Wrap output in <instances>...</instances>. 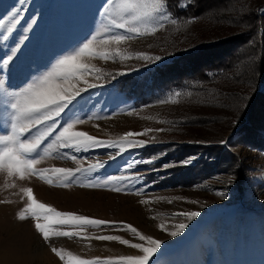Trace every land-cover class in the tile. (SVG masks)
<instances>
[{
    "label": "rangeland",
    "instance_id": "rangeland-1",
    "mask_svg": "<svg viewBox=\"0 0 264 264\" xmlns=\"http://www.w3.org/2000/svg\"><path fill=\"white\" fill-rule=\"evenodd\" d=\"M170 1L165 0L169 18L157 22L164 26L137 36L112 26L118 10L109 6L105 15L106 0H0V58L14 55L7 66L0 63V130L8 127L14 114L13 94L53 72L57 60L86 38L97 36L93 48L110 51L114 57L82 58L93 71L62 85L74 99L60 123L83 121L73 130L103 143L81 152L53 144L35 166L76 168L102 163L103 168L77 174L68 187L50 171L43 175L53 184L37 175L20 179L6 168L0 170V264H69V253L84 260L125 264L120 257L143 255L130 244L98 240V235L149 246L130 231L94 226L62 228L80 235L70 239L50 232L51 239L45 241L35 227L37 221L25 211L29 204L25 188L32 189L38 202L58 211L123 221L160 240L150 264H264V120L259 139L241 140L237 135L241 119L211 102L218 90L225 91L223 82L192 91L189 86L196 81L189 69L185 76L166 69L182 45L191 44L190 38L182 41L176 16L191 0ZM190 30L199 36L192 43H198L203 36L224 35L229 27L201 20ZM121 34L129 38L101 44ZM247 104L241 108L246 110ZM129 132L144 133L127 139L145 143L125 144L121 151L119 142ZM57 152L67 155L57 156ZM121 175L141 178L104 185L106 177ZM89 181L97 187H87ZM117 187L122 190L114 191ZM192 211L200 213L193 220L176 215ZM21 212L26 219L18 218ZM179 223L188 227L170 235Z\"/></svg>",
    "mask_w": 264,
    "mask_h": 264
},
{
    "label": "snow or ice",
    "instance_id": "snow-or-ice-1",
    "mask_svg": "<svg viewBox=\"0 0 264 264\" xmlns=\"http://www.w3.org/2000/svg\"><path fill=\"white\" fill-rule=\"evenodd\" d=\"M109 6H114L118 11L117 18L111 20L112 26L118 29H123L127 33L134 35H145L155 33L158 28H162L163 24H157L158 21L168 19L166 15L165 0H106L105 15L109 14ZM173 24L176 20L171 21ZM129 37L121 35H112L101 41L103 46L110 43L119 44L121 41ZM97 36H92L91 39L86 38L81 46L73 49L71 53L59 58L55 65V70L42 76L37 82L29 84L21 91L15 92L14 102L10 104L14 114L7 128L0 130V170L7 169L9 175L18 174L20 179H24L25 174L37 175L41 179H46L49 184H53V180L44 176V173L51 172L54 176L62 179V186L68 187L71 185L74 177L79 173H93L98 168H103L102 163L91 164L88 167L81 165L76 168L54 167L52 169H40L35 166L41 162L43 154H48L53 144L58 149H74L76 152L88 151L100 146L103 141L97 137L91 136L86 132L74 131V124L82 123L83 121H65L60 123L62 113L68 108L74 99V95L68 93V89L63 87L64 83L70 80L78 79L84 74H90L93 68L87 63L82 62V58L99 56L102 59L114 58L110 51H97L93 48L94 41ZM119 55V50L116 51ZM142 55V54H141ZM14 58V55L7 56V59L0 58V63L7 66ZM128 58V57H125ZM149 59H152L149 57ZM160 60L159 56L154 58ZM98 71V69L96 70ZM87 83V80L84 81ZM95 87V85H91ZM79 95V90L75 92ZM179 96L180 93H175ZM162 130V129H161ZM151 131V130H146ZM144 133H126L125 138L120 141V150L124 151V145L134 147L143 145L145 141H131L127 137L140 136ZM54 137V138H53ZM48 138H53L51 144L45 145ZM224 143V142H222ZM42 145H44L42 147ZM111 146V145H109ZM57 156L63 157L67 153H56ZM76 160V156H72ZM187 163V162H186ZM131 167V166H129ZM140 176H110L106 177L104 185L113 181H126L128 179L139 180ZM83 186V185H82ZM90 188L97 187L96 184L89 181L86 185ZM114 191H121L117 187ZM27 195L29 204L25 209L30 216L37 221L36 229L42 234L45 241L51 239L50 232L57 237L79 236V232L60 230L62 228H79L85 229L87 226L113 228L119 230L130 231L140 241H147L149 246H144L143 243H131L129 240L122 239L115 235H98L95 238L105 241H119L124 245H131L132 248L139 249L142 256H124L119 260L125 264H150L153 257L157 253L162 242L154 239L151 236H146L138 231L136 227L123 221H109L89 216L77 214L74 212L58 211L45 203L38 202L33 197L31 188L22 189ZM176 215H183L187 220H193L200 215L199 212H184ZM18 218L23 220L27 217L25 212H21ZM44 222L41 223L40 221ZM163 228V225H161ZM186 223H179L175 225L174 231L170 233L172 236H177L186 229ZM52 251L61 256L60 251L53 248ZM69 264H108V262L96 260H84L79 257L71 256Z\"/></svg>",
    "mask_w": 264,
    "mask_h": 264
},
{
    "label": "trees",
    "instance_id": "trees-1",
    "mask_svg": "<svg viewBox=\"0 0 264 264\" xmlns=\"http://www.w3.org/2000/svg\"><path fill=\"white\" fill-rule=\"evenodd\" d=\"M176 16L182 41L190 38L191 44L182 45L166 69L177 76H185L189 69L196 81L189 86L192 91L205 88L207 83L223 82L225 91L218 90L211 102L216 101L217 108L230 110L241 119L237 134L241 140L259 139L257 132L264 120V0H191ZM201 20L229 30L192 43L199 36L190 28ZM243 103H248L246 110L241 108Z\"/></svg>",
    "mask_w": 264,
    "mask_h": 264
}]
</instances>
